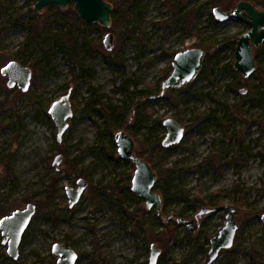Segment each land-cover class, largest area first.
Listing matches in <instances>:
<instances>
[{
  "label": "rangeland",
  "instance_id": "obj_1",
  "mask_svg": "<svg viewBox=\"0 0 264 264\" xmlns=\"http://www.w3.org/2000/svg\"><path fill=\"white\" fill-rule=\"evenodd\" d=\"M237 1L126 0L113 3L105 27L80 17L73 3L39 13L36 0H0V74L11 60L33 69L27 92L8 87L7 77L0 83V218L37 204L17 259L0 230V264H59L54 243L75 249L76 264H149L154 242L157 264H207L227 204L236 207L239 227L213 264H264V43L253 48L257 68L244 78L233 67L234 45L251 25L213 14L216 5L232 10ZM250 1L264 9V0ZM109 31L112 50L104 44ZM194 46L206 50L197 77L159 96L174 55ZM68 93L74 113L59 141L49 108ZM137 105L128 128L137 154L162 142L165 118L186 127L179 144L149 160L161 215L132 190L135 165L115 141L126 123L107 115L110 107ZM82 177L88 186L71 207L66 186ZM204 207L210 210L196 232L173 216L192 218Z\"/></svg>",
  "mask_w": 264,
  "mask_h": 264
},
{
  "label": "water",
  "instance_id": "obj_2",
  "mask_svg": "<svg viewBox=\"0 0 264 264\" xmlns=\"http://www.w3.org/2000/svg\"><path fill=\"white\" fill-rule=\"evenodd\" d=\"M70 3H73V7L79 16L87 22H97L105 27H111L114 4L110 0H36L34 10L41 13L50 4H57L66 9ZM213 14L216 19L221 21L235 19L251 25V29L243 33L237 40L233 61L234 69L240 71L244 78H249L257 68L253 48L264 43V9L259 8L250 0H238L232 10L223 9L218 5L214 7ZM114 41V34L111 31L107 32L104 36V44L108 50L113 49ZM205 55L206 50L197 46L178 51L172 59V71L162 82V90L159 96H162L170 88H179L193 81L202 68ZM1 74L7 77L8 87H18L23 92H27L31 87L33 69L18 60H11L6 63L1 68ZM247 90L246 87L241 89L243 93H246ZM49 113L58 127L57 139L61 141L69 126L68 120L74 113L70 93L55 100L49 108ZM133 118L134 113L130 116L129 122L115 134L118 153L122 158L135 165L131 184L132 190L146 199L148 208L156 205L159 215H161L163 197L160 192L155 191L157 173L147 159L136 153L135 139L128 130V125ZM163 125L167 129L162 140L164 147L177 145L184 139L186 127L179 120L174 117H167L163 120ZM62 159L63 155L58 154L53 165L58 168ZM77 183V187L66 186L71 207L77 204L88 186V181L83 177L79 178ZM225 206L227 208L226 223L219 234L211 238L207 264H213L220 253L225 249H230L235 241L239 227L236 220V207L231 204ZM209 210V208L204 207L192 218L182 217L178 214H173V216L178 223L184 225L191 232H196L200 228V216ZM36 211L37 204L29 202L25 207L17 208L0 218L2 243L7 245V252L14 259L20 255L21 240ZM262 220L264 222V214ZM52 251L59 256V264H76L79 257V253L75 249L64 247L60 243H54ZM160 254L161 248L158 247L157 243H152L149 264H157Z\"/></svg>",
  "mask_w": 264,
  "mask_h": 264
},
{
  "label": "trees",
  "instance_id": "obj_3",
  "mask_svg": "<svg viewBox=\"0 0 264 264\" xmlns=\"http://www.w3.org/2000/svg\"><path fill=\"white\" fill-rule=\"evenodd\" d=\"M111 1L113 3H115L117 6H118V3H120V2H123V3L126 2V0H111ZM216 4H220V2H217L216 1ZM216 6H218V5H216ZM56 12H55V16L57 17V19H66L65 18V15H61L60 16V14H58V11H56ZM235 47H236V45H234V49H235ZM3 77H5V76H3L2 74H0V83H4V81H3L4 78ZM26 94L28 95V93H26ZM26 94H24V95H26ZM147 97H148V95H145L144 94L143 97H142V99H145V101H146L147 100ZM129 112H131V114L134 113V118H133L132 122L129 123V125H128V128H129V127H133L132 126L133 125V122L137 119L139 113L141 112V109H140V107L138 105L136 106V109H133L132 111L129 110V107L128 108L127 107H122V110H120V111H118L115 107H110L109 108V111H107V115H108V118L110 120V123L114 122L115 120L120 119V121H122V122H124V123L127 124L129 122V120L127 121V116L129 114ZM128 119H130V117ZM169 148L170 147H164L162 145V142H157L155 146H151L150 149L139 152L138 155L144 157L143 155H146L147 154V158L146 159L148 161L149 160L151 161V160H153V158H154L153 156H154L155 153L165 152ZM156 186H157V184H155V187ZM182 215L183 214H181V216Z\"/></svg>",
  "mask_w": 264,
  "mask_h": 264
},
{
  "label": "flooded vegetation",
  "instance_id": "obj_4",
  "mask_svg": "<svg viewBox=\"0 0 264 264\" xmlns=\"http://www.w3.org/2000/svg\"><path fill=\"white\" fill-rule=\"evenodd\" d=\"M70 4H71V3H70ZM70 4H69V5H70ZM50 5H51V4H50ZM47 6H48V5H47ZM68 7H69V6H68ZM60 8H61V7H60ZM62 9H63V8H62Z\"/></svg>",
  "mask_w": 264,
  "mask_h": 264
}]
</instances>
